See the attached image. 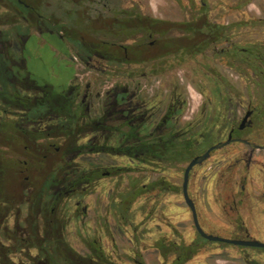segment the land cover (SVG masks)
Segmentation results:
<instances>
[{"label":"flooded vegetation","instance_id":"1","mask_svg":"<svg viewBox=\"0 0 264 264\" xmlns=\"http://www.w3.org/2000/svg\"><path fill=\"white\" fill-rule=\"evenodd\" d=\"M17 1L28 10V22L32 18L36 21L43 19L35 1L34 7L21 0ZM40 4L42 6L43 0ZM55 4L53 8L60 12L53 14L62 15L59 4ZM174 4L177 9L174 8L172 16L167 18L161 15H145L141 4L127 7L122 1H91L88 19L101 26L93 32L104 31L102 35L106 40L92 43L90 52L101 62L116 61L128 66L140 63L142 71L150 68L154 75L169 71L172 76L169 105L161 118L156 120L161 112L159 104L150 107L148 101L143 98L139 100L136 93L130 94L127 88L116 86L104 97V112L100 116H93L88 113V109L86 111L81 108L77 97L68 94L64 87L57 89L47 82L36 81L38 87L27 91L26 94L29 95L26 97L49 102L41 94L44 89L54 88L61 95V108L60 112L51 113L44 109L41 113H34L32 106L27 104L25 109L16 106L9 113V118L16 123L15 126L40 137L38 143L46 152L45 160H36L31 155V152L36 151V146L31 143L25 148V153L32 158L30 166L29 163H23L19 168L15 163H9L15 168L12 174L17 176L14 177L15 186L9 196H45L50 204L57 206L61 201L83 195L100 178L112 177L126 171L125 168L113 167L104 171L99 168L82 170L81 163L76 162L82 155L117 154L143 164L167 163L133 150L138 144L143 146L150 142H162L167 138L174 148L183 147L190 154L188 159L174 160L169 162L170 165L187 162L188 166L195 157L205 154L213 146L229 141L228 145L211 151L206 161L192 169L188 185L189 197L195 205L204 231L205 226L201 221L197 202L190 194L191 183L193 178L197 181L199 179V174L195 175L196 168L202 169L201 180L208 178V173L203 169H218L215 174L218 196H213V201L221 223L217 233L213 232L215 230L204 232L230 240L264 243V39L252 37L247 44L241 45V22L238 15H234L239 14L238 3L231 4L225 11L222 10L224 6L209 0H176ZM51 21L58 23L53 19ZM150 39L153 40L149 41ZM189 88L200 96L197 106L189 97L183 96V90ZM90 135H99L103 139L81 144L82 138ZM114 135L121 137L117 148L110 144ZM210 136L222 139L191 155L193 145L199 146L201 141L205 142ZM194 137L197 139L194 140ZM71 154L74 156L70 157ZM31 169L34 170L35 177H24L19 183V175ZM3 180L5 178L0 180V189ZM149 187L160 195L171 186H166V181L157 180ZM147 188L148 186L139 188L132 185L129 192L121 194L120 196H128L125 210L128 211L130 205ZM182 197L185 202L183 184ZM186 206L192 216L191 209L187 204ZM22 211L19 209L16 213L21 214ZM51 212L55 213L54 207ZM26 221L27 217L24 218L25 230L20 231L15 227L11 231L23 236L22 232L28 229ZM48 227L50 228L48 225H41L40 229ZM59 229L62 239L66 241L62 226ZM198 236L203 239L199 234ZM199 239L177 242L158 238L148 249L158 252L165 262L175 264L177 254L174 249L191 246ZM203 240L200 250L209 243L223 245L230 249L229 252L241 251L257 255L251 260L241 257L246 264L264 261V248ZM66 243L74 252L80 254L67 241ZM162 243L171 245L173 249L167 257L160 250ZM87 248L91 254L83 256L93 257V260L98 261L96 255L103 254L109 262L118 264L106 254L105 247L99 241H91ZM132 262L147 264L140 255V250L132 258Z\"/></svg>","mask_w":264,"mask_h":264},{"label":"rangeland","instance_id":"2","mask_svg":"<svg viewBox=\"0 0 264 264\" xmlns=\"http://www.w3.org/2000/svg\"><path fill=\"white\" fill-rule=\"evenodd\" d=\"M91 1L43 0L42 5L50 6L39 9L43 19L36 21L32 18L30 22L22 21L23 23L3 26L0 30H12L13 32L15 28L17 34L13 32L16 36L14 52L19 57L26 56L23 59V65L28 67L29 72L38 82H47L57 89L64 87L68 94L77 97L81 108L86 111L88 109L91 115L100 116L104 112L106 93L119 86L127 88L130 94L136 93L139 100L143 98L148 101L150 107L159 104L161 112L156 118L159 120L170 102L171 74L166 71L154 75L150 68L142 71L140 63L128 66L116 61H98L90 52L92 43L106 40V38L102 35L104 31L93 32L95 28H101V26L95 25L88 19ZM100 1H122L127 7L141 4L143 6L141 10L145 15H161L167 18L172 16L176 8L174 4L176 0ZM209 1L224 6L225 8L222 9L224 11L228 10L233 3L239 4V14L234 15H238L241 22L240 42L242 46L247 44L252 37L264 39V0ZM38 2L41 0H35V3ZM55 3L59 4L62 11L60 16H63L58 23L51 21V10H55V13L58 11L53 8ZM16 27H20L19 31ZM128 74H130L129 77ZM183 96L189 97L195 106L200 102L199 94L192 88L183 90ZM94 139L103 138L99 135L86 136L82 138L81 144ZM220 139L222 138L216 136L207 137L205 142H200L199 146L193 145L192 151L195 150L196 154L202 147L216 143ZM120 140V136H112L111 146L117 148ZM1 149L7 160L15 163V166L21 168L23 163H29L28 166H30L32 162L30 154L16 152L9 148ZM73 156L74 154L70 155V157ZM76 160L81 163L82 170L83 168L88 170L99 168L104 171L110 167L126 170L112 177L100 178L88 187L83 195L74 196L71 200L61 201L59 205L54 206L66 241L80 254L90 255L91 252L87 246L91 241L97 240L105 247L106 254L118 264H133L132 258L136 257L139 250L147 264H169L159 256L158 252L148 249V246L158 238L177 242H191L199 239L191 213L182 197V184L187 162L177 165L162 162L143 164L117 154L82 155ZM14 170L13 165H7L0 195L9 196L15 186L14 177L17 176L12 174ZM203 171L208 173V178L201 180L202 169H195V175L199 174V179L198 181L192 179L190 194L197 202L198 212L205 226L204 231L209 233L215 230L213 232L217 233L221 218L218 216L213 196H218L215 174L219 170L207 167ZM19 176V183L24 177L34 178V170L31 169ZM157 180L166 181V186H171L170 189L163 190L158 195V191L149 187ZM132 185L139 188L148 186V188L130 205L127 211L125 202L128 196L120 195L129 192ZM29 199L30 196H15V203L19 206L22 204L21 207L16 206L15 209L23 211L18 214L15 210L10 215L8 219L10 230L15 227L20 231L25 230L24 218L27 214V205L24 202ZM228 250L230 249L226 246L209 243L186 264H246L241 257H245L246 260L257 257L254 253L248 254L241 251L234 253ZM31 253L35 255L36 251L33 250ZM20 259L19 254L14 256L16 262ZM249 264H264V261Z\"/></svg>","mask_w":264,"mask_h":264},{"label":"trees","instance_id":"3","mask_svg":"<svg viewBox=\"0 0 264 264\" xmlns=\"http://www.w3.org/2000/svg\"><path fill=\"white\" fill-rule=\"evenodd\" d=\"M24 4L33 5L35 0H21ZM42 1V0H41ZM39 9L45 7L37 3ZM54 22H59L61 14H53ZM76 13V12H75ZM28 10L17 0H0V27L28 22ZM19 31L20 27H16ZM12 30H0V180L6 177V167L10 163L5 157L1 148H9L16 152L25 153V148L33 143L36 151L31 155L39 161L45 160L46 152L38 143L40 137L34 136L31 132L15 126L16 123L9 118V113L14 106L28 107L30 104L32 112L41 113L44 109L53 113L60 112L61 95L54 88L44 89L41 96L49 99V102L41 99H28L26 91H33L38 84L36 79L29 72L28 67L23 65L25 55L20 57L14 52V41L16 40L15 28ZM136 153L144 152L151 159L157 158L163 162L174 160H186L189 157L184 148H174L167 138L162 142H150L143 146L138 144L134 149ZM195 154V150L191 155ZM27 205L28 229L18 236L8 227V219L13 209L19 206L15 203L14 196H0V264H113L103 254H97L98 261L93 257H87L74 252L61 237L60 222L57 213H52L54 207L45 196H31ZM20 204L19 207H21ZM41 225H48V229H40ZM14 233V234H13ZM203 239L188 247H177L174 251L177 254L175 264H184L197 254L201 248ZM35 250L36 254L31 252ZM160 250L164 257L173 251L171 245L160 244ZM19 254L21 259L16 262L14 256Z\"/></svg>","mask_w":264,"mask_h":264},{"label":"water","instance_id":"4","mask_svg":"<svg viewBox=\"0 0 264 264\" xmlns=\"http://www.w3.org/2000/svg\"><path fill=\"white\" fill-rule=\"evenodd\" d=\"M20 1V0H19ZM230 142H225V143H219L215 146H213L210 150H208L205 154L201 156L195 157L186 167L185 173H184V182H183V195L186 204L189 206V208L192 211V216H193V222L194 226L198 232V234L205 240L211 241V242H221V243H226V244H231L235 246H244V247H253V248H264V243L257 242V241H237V240H230V239H225L222 237L218 236H213V235H208L206 234L198 219V215L196 212L195 205L193 201L190 199L189 194H188V185H189V178H190V173L192 169L197 166L202 164L204 161H206L213 150L220 149L226 145H228Z\"/></svg>","mask_w":264,"mask_h":264}]
</instances>
